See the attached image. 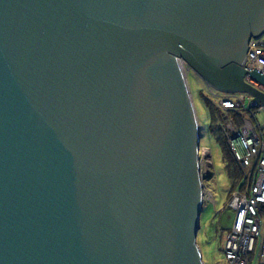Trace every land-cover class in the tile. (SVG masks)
Here are the masks:
<instances>
[{
	"label": "water",
	"instance_id": "water-1",
	"mask_svg": "<svg viewBox=\"0 0 264 264\" xmlns=\"http://www.w3.org/2000/svg\"><path fill=\"white\" fill-rule=\"evenodd\" d=\"M263 32L264 0H0V264H204L182 65L264 108Z\"/></svg>",
	"mask_w": 264,
	"mask_h": 264
},
{
	"label": "built area",
	"instance_id": "built-area-1",
	"mask_svg": "<svg viewBox=\"0 0 264 264\" xmlns=\"http://www.w3.org/2000/svg\"><path fill=\"white\" fill-rule=\"evenodd\" d=\"M241 67L247 73L257 71L264 76V32L249 39ZM182 69L187 80L190 69L185 64ZM243 81L264 95V85L248 74ZM206 86L231 154L250 179L245 192L236 189L227 197L226 207L234 218L224 237L225 262L264 264V108L261 104L257 108L245 105L248 93L222 92ZM252 99L250 96L248 103ZM196 162L202 204L204 201L214 204V196L204 184L214 170L210 148L198 144Z\"/></svg>",
	"mask_w": 264,
	"mask_h": 264
},
{
	"label": "rangeland",
	"instance_id": "rangeland-1",
	"mask_svg": "<svg viewBox=\"0 0 264 264\" xmlns=\"http://www.w3.org/2000/svg\"><path fill=\"white\" fill-rule=\"evenodd\" d=\"M187 84L196 113L199 144L210 148L214 163V170L204 184L212 192L215 203L204 201L202 204L196 244L204 264H226L223 243L226 232L232 226L234 214L226 207L230 185L224 170L218 135L209 129L211 117L205 100H211V95L204 81L191 69L187 74ZM249 99L250 96L245 95L244 103L247 106ZM243 175L247 177V173L243 172Z\"/></svg>",
	"mask_w": 264,
	"mask_h": 264
},
{
	"label": "trees",
	"instance_id": "trees-1",
	"mask_svg": "<svg viewBox=\"0 0 264 264\" xmlns=\"http://www.w3.org/2000/svg\"><path fill=\"white\" fill-rule=\"evenodd\" d=\"M205 104L207 106V109L209 110V114L211 117V124L209 126V129L217 133L218 142L221 146V151H222L223 161H224L223 162L224 170H225V174H226L227 180L230 185L228 196L230 195L232 191L236 189H239L240 191L245 192L250 179L249 177H246L243 175V172L241 171L233 155L231 154V151L226 143V140L219 128V118H218V111L216 107L213 105L211 100L206 99ZM234 116L235 115H233V117Z\"/></svg>",
	"mask_w": 264,
	"mask_h": 264
}]
</instances>
